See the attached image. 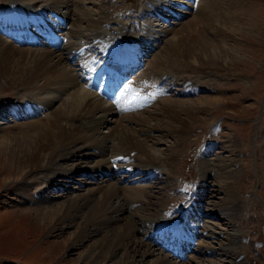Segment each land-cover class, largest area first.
<instances>
[{"label": "bare ground", "instance_id": "obj_1", "mask_svg": "<svg viewBox=\"0 0 264 264\" xmlns=\"http://www.w3.org/2000/svg\"><path fill=\"white\" fill-rule=\"evenodd\" d=\"M196 1L197 8H205L209 0ZM194 2L143 0L139 16L125 14L113 19L109 16L108 4L103 7L104 11L96 12L93 0L0 2V83L5 78L13 79L27 93L23 99L17 97L0 107L15 116L38 112L45 116L41 123L35 121L37 126L32 132L1 137L0 143L14 165L15 172L9 179L27 183L33 170H39L46 186L52 184L55 176L68 177L78 172L95 173V178L108 177L95 181V187L87 189L84 194L71 193L63 204L51 206L41 218L51 223L52 230L61 228L63 224L75 227L70 234V246L85 241L89 236L92 239L96 237L81 256L85 264H190V261L180 260L187 249L186 241L190 233H197V227H200L199 234L206 233L207 238H215L216 229L207 221L216 211L224 213L233 224L228 230L217 231L227 236L219 248L229 260L209 264H245L238 239L239 198L235 184L240 166L235 154L226 156L223 155L225 150L216 151L212 145L207 146L200 153L198 164L203 177L205 173L213 176L222 196L213 200L208 194L200 196L193 191L190 194L193 207L187 203L170 218H165L161 210L155 209L161 205L162 199L158 195L143 197L140 192H132L134 187L126 191L118 180L111 178L119 172L130 173L135 169H144L149 174L155 172V161L161 156L155 143L162 140L159 135H150V130L161 132L163 128L167 134L180 139L184 137L187 126L183 116L191 120L197 112L209 111L213 107L211 104L223 99L220 95L210 94L199 98L201 105L195 106L166 91L170 85L183 86L184 90L178 92L181 95L196 88L189 79L162 71L172 54L184 65L189 62L200 66L225 65L229 60L209 38L198 36L190 46L183 47L181 41H174L175 38L165 30L153 31L151 28L149 16L153 14L152 9H155V14L168 10L180 19ZM201 17L202 14H198L191 23L201 20ZM216 30L224 31L220 26ZM155 40L157 44L158 41L159 44L163 40L170 41L171 50H163V46L152 54L154 60L142 64L139 58L147 55L151 48L149 44ZM119 48L134 50L118 58L114 52ZM108 62L112 64L108 65ZM128 63L134 65L132 69L138 66L132 77L128 75L132 70ZM150 64L159 71L155 77L150 75ZM102 68L124 75L123 82L119 81L122 85L117 90L118 98L113 95L104 98L90 88L94 85L92 76ZM150 98L154 104L159 100V106L155 107L157 110L138 115L126 111L130 110L129 106H141ZM153 112L156 116H166L167 121L155 117ZM103 125H106V132L101 130ZM138 153L141 154L136 156ZM126 192L130 193L127 197ZM40 195L42 200L46 198L42 192ZM130 200H139L143 205L141 209L146 210L139 216L141 220H154L152 225L148 223V230L145 231L146 224L136 222L138 217L131 219L132 214L128 215ZM173 221L180 225L179 230L186 227L175 237L166 232ZM199 244L208 251L214 247L210 243Z\"/></svg>", "mask_w": 264, "mask_h": 264}, {"label": "rangeland", "instance_id": "obj_2", "mask_svg": "<svg viewBox=\"0 0 264 264\" xmlns=\"http://www.w3.org/2000/svg\"><path fill=\"white\" fill-rule=\"evenodd\" d=\"M4 1L6 0H0L2 4ZM93 1L96 12L104 11L103 7H107L108 4V10L111 12L109 16L113 19L125 14L139 16L143 0ZM197 2L195 0L180 19H175V14H171L174 18H169V21L165 22L159 16L158 18L154 16L155 13L149 14L151 28L153 31L165 30L175 38L174 41H181L183 47L190 46L198 36L209 38L217 50L229 60L225 65L200 66L198 63L188 61H186L188 64L184 65L180 58L172 54V58L162 71L187 78L196 85V88L182 95L178 92L184 90L183 86L170 85L166 91L195 106L201 105L199 98L210 94L220 95L223 99L211 104L213 107L209 111L197 112L196 117L191 120L183 116L187 126L184 137L180 139L167 134L162 127L161 132L150 130V135H159L162 140L155 143V148L161 152V156L156 159L153 168L155 172L151 175L144 169H135L130 173L119 172L117 176L114 174L111 178L118 180L122 188L126 187V191L131 190L129 187H134L132 192H140L143 197L149 194L158 195L162 199L161 205H154L155 209L161 210L164 217L170 218L176 215V210L179 211L187 204L182 203L188 200L193 191L198 192L200 196L203 193L208 194L213 200L222 196L213 176L203 173L205 175L203 177L198 164L199 155L207 146L212 145L216 151L225 150L223 155L226 156L235 154L240 166L235 184L239 198L237 227L241 244L240 255L245 264H264V0H209L205 8L203 6L197 8ZM87 3L89 4L88 1ZM160 13L163 14L162 19L170 16L166 11ZM198 14H202L201 20L191 23ZM205 16L208 17L202 19ZM218 26L224 31H217ZM169 42L164 40L160 44L159 41L158 44L157 41L151 42L149 48L151 46L153 49L143 61L144 64L147 60H154L152 54L163 46V50H171ZM151 66L150 75L155 77L159 71L156 66L154 68ZM26 94L15 80L5 78L0 83V106L17 97L23 99ZM150 100L152 102L142 106L135 104L133 106L135 108L126 111L138 115L157 110L155 107L157 104L159 106V100L156 104L153 103V99ZM37 114L14 117L10 113L5 114L0 107V139L3 136L35 130L37 126L35 121L41 123L45 120L43 113ZM154 116L167 121L164 115L156 116L154 113ZM108 118L114 119L113 116ZM160 124L163 125L161 122ZM106 125L101 126L104 132L107 129ZM14 172L13 162L0 143V264H85L81 256L87 251V246L94 242L91 240H95L96 237L92 239L89 236L85 241L70 246L72 240L70 234L75 227L63 224L61 228L59 226L52 230L51 223L48 220L42 221L41 218L51 206L63 204L71 193L84 194L87 189L95 187V181L108 177L95 178L96 175L93 176L95 173L89 172L87 176L78 172L70 174L69 178L55 176L53 186L52 184L46 186L39 170L32 171L27 183L21 182L20 179H9ZM146 173L149 176H144ZM124 175L126 178L130 176L136 178L121 179L120 177ZM192 183H195L193 187ZM189 189L193 191L188 195ZM41 192L46 197L43 200ZM128 194L130 193L126 192L125 196ZM138 201L128 202V215L132 214L131 219L138 217L136 222L146 224L145 227L149 225L148 223L152 225L154 220L144 221L139 218L143 214L142 211L145 214L146 210L141 209L143 205ZM154 201L156 200H152ZM216 212L207 221L215 227L216 237L207 238L206 233L199 234L200 227H197L194 244L192 241L188 242L189 249L183 258L180 257L182 262L190 261V264H197L199 261L202 264H209L213 261L229 260L219 248L221 241H225L227 236L217 231L228 230L233 224L224 213ZM199 243L204 245L210 243L214 247L208 251L201 248ZM230 256L234 257L232 254Z\"/></svg>", "mask_w": 264, "mask_h": 264}, {"label": "snow or ice", "instance_id": "obj_3", "mask_svg": "<svg viewBox=\"0 0 264 264\" xmlns=\"http://www.w3.org/2000/svg\"><path fill=\"white\" fill-rule=\"evenodd\" d=\"M125 87L127 88V85Z\"/></svg>", "mask_w": 264, "mask_h": 264}]
</instances>
